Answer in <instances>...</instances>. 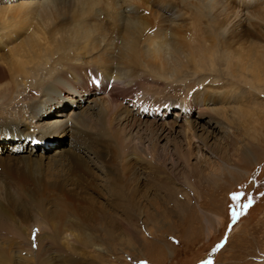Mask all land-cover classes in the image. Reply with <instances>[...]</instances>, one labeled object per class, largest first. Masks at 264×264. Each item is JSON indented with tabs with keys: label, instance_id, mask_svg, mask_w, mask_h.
I'll return each instance as SVG.
<instances>
[{
	"label": "bare ground",
	"instance_id": "obj_1",
	"mask_svg": "<svg viewBox=\"0 0 264 264\" xmlns=\"http://www.w3.org/2000/svg\"><path fill=\"white\" fill-rule=\"evenodd\" d=\"M55 3L65 5L64 0ZM50 4H21L16 10L8 7L0 12V48L10 45L8 54L0 56V94L5 104L21 88L26 100L35 97L20 114V129L29 131L25 143L32 137L45 139L57 132L71 135L69 151L74 153L70 155L74 161L82 159L75 164L90 163L88 171L92 165L104 170V186L109 192L104 193L108 198L104 205L109 210L102 211L99 222L103 225L91 227L92 234L80 231L84 236L80 244L99 252L93 241L113 238L118 210L126 223L135 219V184L146 182L162 191L158 200L176 207L174 216L183 209L182 200L150 165L167 162L175 172L177 159H182V177L188 182L200 173L190 161L203 157L202 148L219 161L209 145L211 134L203 138L197 135L198 119L207 116L209 123L226 134L227 124L236 119L246 129L250 124L251 130L264 127L259 124L263 116L258 105L246 108L244 96L245 91L264 93V45L257 41L264 39V0H73L67 15L51 10ZM173 9L182 16L179 24L168 27L161 12ZM33 18L42 24L26 35ZM231 23L240 33H234ZM211 73L233 81L217 84L218 91L213 92L209 91L212 86L207 90L195 88L192 78L200 76L203 80ZM225 97L231 99L229 111L222 102ZM67 102L71 105L64 110L61 106ZM216 103L222 106L211 111L209 106ZM174 104L185 113L180 117L177 138L178 121L171 124L163 116L155 117ZM46 106L48 112L44 114ZM195 111L197 119L193 117ZM52 112H59L58 118L43 120ZM230 112L236 119L225 116ZM223 164L216 169L222 174L229 169ZM98 187L91 190L102 199ZM64 206L59 204L51 216L40 213L24 226L18 225L12 209L0 202V264H43L41 257L48 254L46 246L52 245L51 238L62 233L67 241L71 236L77 238L74 231L86 226L67 222ZM123 227L131 233L127 224ZM33 228L35 247L34 241L32 245L25 243ZM49 229L52 236L47 237L43 232ZM68 261L81 264L77 257Z\"/></svg>",
	"mask_w": 264,
	"mask_h": 264
},
{
	"label": "rangeland",
	"instance_id": "obj_2",
	"mask_svg": "<svg viewBox=\"0 0 264 264\" xmlns=\"http://www.w3.org/2000/svg\"><path fill=\"white\" fill-rule=\"evenodd\" d=\"M56 1L0 0V12L8 7L16 10L15 6L21 4L37 7L50 2L51 6L53 4L51 10L65 12V15L70 13L73 0H64L63 7H58ZM236 12L237 10H234V13ZM161 14L167 20V26L179 24L182 16L177 9L166 10ZM32 21L31 26L25 31L26 35L30 34L36 25L42 24L39 18H33ZM235 25L231 26V29L238 34L240 28H235ZM244 40L243 37L242 42ZM257 41L264 45V39ZM9 48L10 45L1 46L0 56H6ZM215 75L211 73L203 80H200V76L192 78L195 80V88L207 90L212 86L209 91L213 92L217 84H228L229 81H233L228 77ZM90 83L91 79L87 84ZM32 89L26 88L27 91ZM21 90L13 95L12 101L8 104L3 102L0 94V202L12 209L13 218L18 225L26 226L40 213L51 216L58 211L59 204H64L62 211L66 221L71 220L75 225L86 226L84 230L74 231V234L78 235L77 238L71 236L67 241L63 233L58 238H51L52 245L46 246L48 254L41 257L44 260L43 264H70L68 260L72 257L80 259L81 264H264V127L255 126V130H251L250 124L246 129L245 125L230 112L225 116L228 118L229 114V118L236 121L226 123L228 126L226 134L223 129L209 123L207 116L198 119L197 135L203 138L211 134L210 148L215 157L220 158L217 162L202 148L203 157L198 161L191 159L190 164L199 170V175L203 178L198 177L199 175L192 176L186 182L182 177L185 163L176 157L178 167L175 172H171L167 162L160 161L150 165L152 170L157 171L170 185L168 188L173 189L179 200H182L183 209L177 208L178 211L182 209L180 213L174 216L172 212L176 211V207H172L170 203H164L165 205L160 203L158 198H162V191L155 190L146 182L135 184L134 193L138 202L135 207V219L126 223L124 216L117 209L119 212L115 214L118 219L116 233L112 239L103 237L94 240V249L99 250L96 252L80 244L84 240L80 231L92 234L91 227L99 228L103 225L99 222L102 211L109 210L104 205L105 200H108L105 194L109 193L105 188L104 170L99 169V165H95L97 167L92 165L88 171L90 163L75 164V161L82 159L77 157L74 161L70 155L74 153L69 151L71 135L63 136L57 132L47 135L45 139L32 137L25 143L29 131L25 127L20 129V114L26 109V104L34 101L35 97L29 96L26 100V93L22 88ZM251 92L258 98H253ZM244 96L247 98L246 108L258 105L261 110L260 116H263L259 124L264 126V93L257 95L256 92L245 91ZM229 101L230 98H222L227 110ZM69 105L71 104L68 102L64 103L61 108L65 110ZM221 106V103H216L209 108L215 111ZM173 107L167 111L163 109V112L165 111L163 115L161 112L155 117L163 116L162 119L171 124L178 121L175 126L177 138V134H180L179 125L182 123L180 117L185 113L181 112L176 104ZM94 111L93 117L97 120L98 114ZM42 112L44 114L48 112V106ZM59 112L47 114L45 116L48 117L43 116V120L49 118L51 121L58 118ZM193 117L198 118L196 111ZM19 130L22 133L18 132ZM18 147L20 149H17ZM94 149L95 146L92 150ZM76 154L82 156L81 151H77ZM214 161L217 165L213 168ZM223 163L229 166L224 174L216 170ZM132 172H135L134 169ZM95 186H101L97 189L102 199L99 198L98 192H92L91 189ZM207 188L214 190L209 192ZM236 193L243 195L238 202H233L231 197ZM249 201L252 202L251 206L244 207ZM233 211L240 214L235 222L231 216ZM124 223L130 227V234L123 227ZM33 232L36 235L33 228L29 240L25 241L28 245L33 244ZM43 234L47 237L52 236V230L49 229Z\"/></svg>",
	"mask_w": 264,
	"mask_h": 264
},
{
	"label": "snow or ice",
	"instance_id": "obj_3",
	"mask_svg": "<svg viewBox=\"0 0 264 264\" xmlns=\"http://www.w3.org/2000/svg\"><path fill=\"white\" fill-rule=\"evenodd\" d=\"M242 195H243L242 193H236V194H233L232 197H231V199H232L233 202H238L239 199H240V197H241ZM251 203H252V202L249 201L248 205H244V207H249V206H251ZM239 215H240V214L237 213V212H235V211L231 212V216H232V220H233V222H235V220L238 218ZM35 240H36V235H35V233H34V234H33V241H34L33 246H34V247L36 246V245H35Z\"/></svg>",
	"mask_w": 264,
	"mask_h": 264
}]
</instances>
